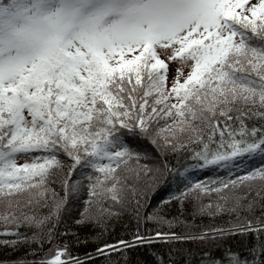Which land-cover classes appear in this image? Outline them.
<instances>
[{"label":"snow or ice","instance_id":"6c2138e0","mask_svg":"<svg viewBox=\"0 0 264 264\" xmlns=\"http://www.w3.org/2000/svg\"><path fill=\"white\" fill-rule=\"evenodd\" d=\"M118 130L201 167L264 150V0H0V235L25 261L89 264L57 230L82 159L97 163L81 228L152 183L138 154L108 149ZM195 190L222 211L264 193V166Z\"/></svg>","mask_w":264,"mask_h":264},{"label":"trees","instance_id":"16d2710c","mask_svg":"<svg viewBox=\"0 0 264 264\" xmlns=\"http://www.w3.org/2000/svg\"><path fill=\"white\" fill-rule=\"evenodd\" d=\"M109 143L111 150L127 149L138 154L155 178L121 203L109 202L113 213L100 228L91 223L81 228L74 221L80 218L88 198L82 185L97 161L84 158L75 166L74 188L61 206L58 232L70 230L75 238L73 245L89 256L102 243H129L110 256L91 255L89 264H264V193L217 211L214 197L195 190L197 184L228 181L259 169L264 166V152L257 159L247 160L249 152L201 167L192 158L191 149L160 152L135 132L118 130ZM61 160L69 166L67 157ZM20 232L30 234L31 230ZM155 233L163 235L157 237ZM136 237L142 240L136 241ZM147 237L157 238L145 240ZM13 239L0 235V261L31 264L32 257L23 259L29 245L13 244ZM30 247L34 249L36 244Z\"/></svg>","mask_w":264,"mask_h":264},{"label":"rangeland","instance_id":"374dc122","mask_svg":"<svg viewBox=\"0 0 264 264\" xmlns=\"http://www.w3.org/2000/svg\"><path fill=\"white\" fill-rule=\"evenodd\" d=\"M111 143L108 144V149L110 147ZM264 152V150H256L254 152H251L250 155L246 158L247 160H251V159H257L260 158L262 153Z\"/></svg>","mask_w":264,"mask_h":264},{"label":"bare ground","instance_id":"6f19581e","mask_svg":"<svg viewBox=\"0 0 264 264\" xmlns=\"http://www.w3.org/2000/svg\"><path fill=\"white\" fill-rule=\"evenodd\" d=\"M148 239H156L155 237H148Z\"/></svg>","mask_w":264,"mask_h":264},{"label":"water","instance_id":"95a60500","mask_svg":"<svg viewBox=\"0 0 264 264\" xmlns=\"http://www.w3.org/2000/svg\"><path fill=\"white\" fill-rule=\"evenodd\" d=\"M157 238V237H156Z\"/></svg>","mask_w":264,"mask_h":264}]
</instances>
